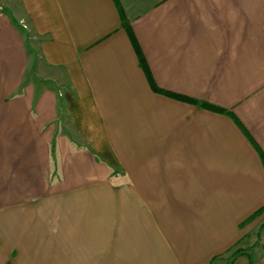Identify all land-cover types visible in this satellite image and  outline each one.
Here are the masks:
<instances>
[{
	"label": "crops",
	"instance_id": "obj_1",
	"mask_svg": "<svg viewBox=\"0 0 264 264\" xmlns=\"http://www.w3.org/2000/svg\"><path fill=\"white\" fill-rule=\"evenodd\" d=\"M117 1L157 86L264 155V0ZM0 6V264H264L259 152L151 89L115 0Z\"/></svg>",
	"mask_w": 264,
	"mask_h": 264
},
{
	"label": "trees",
	"instance_id": "obj_2",
	"mask_svg": "<svg viewBox=\"0 0 264 264\" xmlns=\"http://www.w3.org/2000/svg\"><path fill=\"white\" fill-rule=\"evenodd\" d=\"M115 2L117 4V7H118L120 15H121L122 25L126 28L128 34H129L130 40H131V42L133 44V47H134V49H135V51L137 53V56H138V59H139V64H140L141 68L143 69V71L145 73V76H146V78L148 80V83H149L151 89L154 92H156V93H162V94H164L166 96H169V97H172L174 99H178V100H181V101H184V102H188V103H191V104H199L203 108L211 110V111H214V112L231 114L233 116V118L235 119L236 123L243 130L244 134L248 137L250 142L254 145V147L259 152V154H260V156L262 158L263 164H264V155H263L261 149L256 144V142L252 139V137L250 136L248 131L245 129V127L239 122V120L236 118V116H234L230 111H228V110H226L224 108L218 107L216 105L210 104L208 102L198 101L197 99H194L192 97H188V96L181 95V94H178V93H175V92L164 90V89H162V88L157 86V84L155 83V80L153 79L151 71H150V69H149V67H148V65L146 63V60H145V58H144V56L142 54V51H141V49H140V47H139V45L137 43V40H136L132 30H131V27H130L128 21L126 20L124 14L122 12V9H121V7L118 4V1L115 0ZM262 212H264V205H262L258 209H256L244 222H247V221L253 219L254 217H256L259 214H261ZM261 227H264V222L262 223Z\"/></svg>",
	"mask_w": 264,
	"mask_h": 264
},
{
	"label": "rangeland",
	"instance_id": "obj_3",
	"mask_svg": "<svg viewBox=\"0 0 264 264\" xmlns=\"http://www.w3.org/2000/svg\"><path fill=\"white\" fill-rule=\"evenodd\" d=\"M3 9H4V7L0 6V10H3ZM16 25L19 28V30L22 32V35H23L24 41H25V45H26V48H27V52H28V55H29V65H30V67H29V71L27 72L25 82H28L30 80L37 81V83L38 82H43L41 80V78H38V77L35 78V68H34L35 66H38L41 63L40 62V57H39V51H38V44H39V41L41 40V36L39 34H37L32 29V27L30 26V24L27 21H25L23 23L22 22L21 23L16 22ZM47 81H45V82H47ZM48 82H50V81H48ZM47 84L53 85L54 88L57 90V92H60V90L63 89V86H64V85H61V84L56 85V83H53V82L52 83H47ZM61 123L64 124V128L66 130H69V131L72 132V129H71L70 124H69L68 117L66 115L65 116L62 115ZM260 232H261V229H259V232L257 233L258 239L260 238Z\"/></svg>",
	"mask_w": 264,
	"mask_h": 264
}]
</instances>
